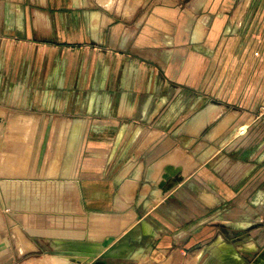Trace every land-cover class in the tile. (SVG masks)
Here are the masks:
<instances>
[{
  "label": "crops",
  "instance_id": "0c3cea01",
  "mask_svg": "<svg viewBox=\"0 0 264 264\" xmlns=\"http://www.w3.org/2000/svg\"><path fill=\"white\" fill-rule=\"evenodd\" d=\"M212 7L160 0L116 19L90 0H0V155L13 146L0 157V264H264V150L245 153L236 129L250 119L201 64ZM37 118L55 120L40 177ZM32 179L56 189L53 206L17 207Z\"/></svg>",
  "mask_w": 264,
  "mask_h": 264
},
{
  "label": "rangeland",
  "instance_id": "374dc122",
  "mask_svg": "<svg viewBox=\"0 0 264 264\" xmlns=\"http://www.w3.org/2000/svg\"><path fill=\"white\" fill-rule=\"evenodd\" d=\"M160 0H90L95 10L106 11L111 17L116 19H130L132 14L140 15L147 10L152 4ZM170 1L173 4L184 3L187 0H161ZM221 3H227L228 7L220 8ZM213 20L220 22L214 27L213 35L210 42L213 52L208 55V59L202 60V65H208L210 68L211 79L215 85V96L227 97L233 101L228 108L240 110L244 118L250 119V125L245 124V132L243 136L245 153L264 150V0H212ZM115 5V6H114ZM114 7V8H113ZM104 8V9H103ZM113 9V11H111ZM218 14L221 18H218ZM38 42L43 44H57V38L50 36L45 38L44 35H38ZM45 46V45H43ZM77 44L75 43L73 48ZM42 47V45L40 46ZM61 49L63 47H60ZM65 48V47H64ZM70 48V47H68ZM39 49V48H38ZM44 49V48H42ZM98 51V48L93 47ZM41 50H38L40 60L44 59V55H40ZM60 54L59 52H57ZM58 54H55L57 56ZM76 64V59L74 60ZM219 99V98H218ZM1 113V112H0ZM5 116L2 128L9 129V116ZM50 121L43 118H37V135L35 138L36 152L31 151V156H35L37 164L35 175L40 177L45 175V164L51 156L49 148L45 150L44 143L48 137H45L44 129L50 124ZM41 132V133H40ZM6 133H9L7 131ZM33 137L30 139H34ZM86 140L87 136L85 137ZM204 138V137H203ZM18 137L11 135L4 136L6 144L13 145V141ZM21 142V141H20ZM22 149L27 147L21 142ZM260 146V147H259ZM13 146H6L3 155H0L1 160L5 158V164L9 163L12 156ZM32 150L35 146L32 144ZM27 149V148H26ZM23 151L21 155L23 156ZM246 155V154H245ZM259 174L264 177V163L260 165ZM38 184L27 185L30 187L28 191L29 199L24 200L17 207L25 209H43L53 206L51 203H56L55 200H46L45 193L56 191L50 184H43L44 179H32ZM39 194L40 199L34 198V195ZM47 195V194H46ZM2 202V200H0ZM6 205V204H5ZM11 207V206H10ZM8 208L11 211V208ZM1 221V217H0ZM16 234V233H15ZM105 247V246H103ZM104 253L110 254L108 248L105 247Z\"/></svg>",
  "mask_w": 264,
  "mask_h": 264
},
{
  "label": "bare ground",
  "instance_id": "6f19581e",
  "mask_svg": "<svg viewBox=\"0 0 264 264\" xmlns=\"http://www.w3.org/2000/svg\"><path fill=\"white\" fill-rule=\"evenodd\" d=\"M198 127H199V126H198ZM198 127H197V128H198ZM236 132H237V133H241V134L244 133V132H245V124H241V125L238 127V129H236ZM236 132H235V133H236ZM172 184H173V183H171V185H172ZM171 185H169L168 187H170ZM168 187H167V188H168ZM20 234H21V233H17V232H16L15 235H17V236L21 239L22 236H20ZM74 264H77V263H74Z\"/></svg>",
  "mask_w": 264,
  "mask_h": 264
},
{
  "label": "water",
  "instance_id": "95a60500",
  "mask_svg": "<svg viewBox=\"0 0 264 264\" xmlns=\"http://www.w3.org/2000/svg\"><path fill=\"white\" fill-rule=\"evenodd\" d=\"M109 241H110V239H106V241L103 243V246H107L108 243H109ZM102 255H103V257H108V256H110V254H108V253H103Z\"/></svg>",
  "mask_w": 264,
  "mask_h": 264
},
{
  "label": "built area",
  "instance_id": "2783aa9c",
  "mask_svg": "<svg viewBox=\"0 0 264 264\" xmlns=\"http://www.w3.org/2000/svg\"><path fill=\"white\" fill-rule=\"evenodd\" d=\"M5 210H7V209H5Z\"/></svg>",
  "mask_w": 264,
  "mask_h": 264
}]
</instances>
